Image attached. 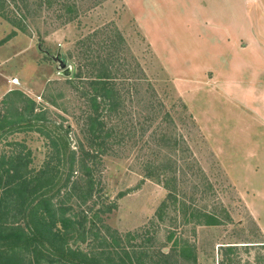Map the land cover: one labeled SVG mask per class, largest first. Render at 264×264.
Returning a JSON list of instances; mask_svg holds the SVG:
<instances>
[{"label": "rangeland", "instance_id": "obj_1", "mask_svg": "<svg viewBox=\"0 0 264 264\" xmlns=\"http://www.w3.org/2000/svg\"><path fill=\"white\" fill-rule=\"evenodd\" d=\"M70 2L77 15L69 20L62 4ZM200 5L187 0L185 8L190 15ZM22 9L26 30L0 42V161L29 152L33 175L44 179L45 170L47 180H58L66 171L63 156L89 147L86 79L108 67L122 97L120 109L104 117L115 133L94 167L100 197L83 203L76 190L54 199L75 213L117 200L103 214L96 249L70 239L72 249L90 259L96 252L101 263L121 257L126 264H219V246L230 244L239 264H264V77L254 87L251 43L237 59L228 53L222 61L177 62L163 59L123 0H53ZM14 27L0 16V41ZM44 51L64 56L74 77L60 74ZM34 113L42 117L36 124L7 129V121ZM156 166L158 180L148 175ZM166 184L186 204L230 219L201 223L171 204L158 221ZM43 251L58 253L48 244Z\"/></svg>", "mask_w": 264, "mask_h": 264}, {"label": "trees", "instance_id": "obj_2", "mask_svg": "<svg viewBox=\"0 0 264 264\" xmlns=\"http://www.w3.org/2000/svg\"><path fill=\"white\" fill-rule=\"evenodd\" d=\"M52 1L0 0V16L15 26L0 42L15 36L18 30H26V25L22 22V8H27L31 4L35 8L42 5L51 6ZM62 7L70 14L69 20L76 17L77 8L74 2L62 4ZM19 16L22 18L18 19ZM86 80L89 90L85 89L82 95L92 108L88 114L86 130L89 147L86 149L81 146V156L77 157L72 153L63 156L67 164L66 171L58 180L54 181V177L47 180L45 170L42 171L45 172L44 179L41 175H33L29 167L31 161L29 152L11 154L0 161V264H112L110 259H107L106 263H101L96 252H93L91 259L88 256H80V253L73 250L68 243L70 239L87 241V244L91 245L90 248L95 250V234L100 227L106 226L103 224V214H109L116 208L117 200L103 203L96 209L92 206L87 207L78 213L73 212L72 206H67L63 200L54 201L61 196L68 199L76 190L80 192L79 196L83 203L95 196L100 197L101 188L94 176V167L107 151L109 142L114 141L109 137L115 133L113 126L108 127L104 117L120 109L122 97L108 67L98 72L95 78ZM41 118L37 113L28 118L21 115L17 120L7 121L5 124L7 129L11 130L20 128V125H31L30 121L36 124ZM3 126L0 124V127ZM76 170L80 173V178L85 180L83 187L76 185L79 180L73 178ZM161 174L162 169L156 166L150 168L148 175L158 180ZM166 188L167 196L155 212L158 221L164 220V215L171 204L178 207L184 218L196 217L201 223L218 225L230 219L227 213L221 215L217 211L202 209L192 203L186 204L177 198L174 186L172 188L166 184ZM123 194L124 192H120L118 197H122ZM47 244L53 252L58 253L54 256L46 254L47 252L43 250ZM64 252H67L70 258L64 257ZM235 252L236 245H220L218 263L239 264V260L231 257ZM71 257L78 260L72 261ZM118 262L126 264L121 257Z\"/></svg>", "mask_w": 264, "mask_h": 264}, {"label": "crops", "instance_id": "obj_3", "mask_svg": "<svg viewBox=\"0 0 264 264\" xmlns=\"http://www.w3.org/2000/svg\"><path fill=\"white\" fill-rule=\"evenodd\" d=\"M123 2L163 59L222 61L228 53V59H237L242 45L251 43L252 84H264L259 78L264 77V0H200L190 15L187 0Z\"/></svg>", "mask_w": 264, "mask_h": 264}, {"label": "water", "instance_id": "obj_4", "mask_svg": "<svg viewBox=\"0 0 264 264\" xmlns=\"http://www.w3.org/2000/svg\"><path fill=\"white\" fill-rule=\"evenodd\" d=\"M40 48V45H38ZM46 54L50 55L51 58L56 61L58 72L64 76L74 77L75 75V66L69 64L64 56H61L59 52L56 54H50L48 51H44Z\"/></svg>", "mask_w": 264, "mask_h": 264}, {"label": "built area", "instance_id": "obj_5", "mask_svg": "<svg viewBox=\"0 0 264 264\" xmlns=\"http://www.w3.org/2000/svg\"><path fill=\"white\" fill-rule=\"evenodd\" d=\"M17 82H18L17 78L12 79V83H17Z\"/></svg>", "mask_w": 264, "mask_h": 264}]
</instances>
